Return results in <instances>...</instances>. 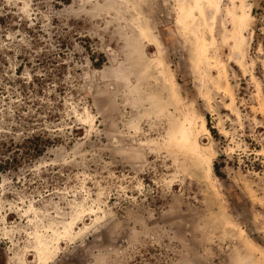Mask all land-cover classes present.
I'll use <instances>...</instances> for the list:
<instances>
[{
	"label": "rangeland",
	"instance_id": "rangeland-1",
	"mask_svg": "<svg viewBox=\"0 0 264 264\" xmlns=\"http://www.w3.org/2000/svg\"><path fill=\"white\" fill-rule=\"evenodd\" d=\"M0 264H264V0H0Z\"/></svg>",
	"mask_w": 264,
	"mask_h": 264
},
{
	"label": "bare ground",
	"instance_id": "bare-ground-1",
	"mask_svg": "<svg viewBox=\"0 0 264 264\" xmlns=\"http://www.w3.org/2000/svg\"><path fill=\"white\" fill-rule=\"evenodd\" d=\"M189 20V19H188ZM145 36H146V34H145ZM141 42V41H140Z\"/></svg>",
	"mask_w": 264,
	"mask_h": 264
}]
</instances>
